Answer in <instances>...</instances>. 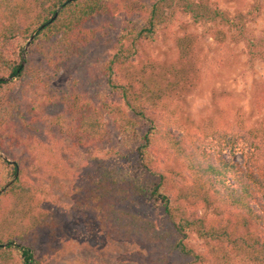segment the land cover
<instances>
[{
  "label": "trees",
  "instance_id": "16d2710c",
  "mask_svg": "<svg viewBox=\"0 0 264 264\" xmlns=\"http://www.w3.org/2000/svg\"><path fill=\"white\" fill-rule=\"evenodd\" d=\"M254 4L244 14L230 15L207 0H0V149L26 152L34 164L62 173L66 166L59 149L64 141L108 146L110 125L120 138L106 149L122 155L128 141H139L134 160L140 167L154 163L166 148L168 158L184 163L187 176L160 172L151 179L135 162L137 169L131 171L102 165L74 186L73 202L94 215L110 236L163 250L155 260L140 256L142 264H264V121L246 128L241 112L234 121L221 111L209 112L200 120L202 128L186 131V141L173 127L180 121L177 96L198 60L197 36L175 37L177 55L164 71L140 54L179 12L194 24L213 28L211 37L218 44L241 43L248 61L264 64V30L254 34L248 27L262 0ZM58 7L28 50L52 60L55 71V63L76 58L94 41L97 30L86 25L95 17L127 16L112 52L89 69L104 82L95 95L75 86L53 93L48 84L52 76L30 66L31 55L22 64L19 37L27 39ZM104 25L103 34L114 26L109 20ZM56 104L60 110L49 112ZM159 112L170 129L152 120ZM38 129L42 138L35 134ZM24 169L18 160L0 157V189L15 176L0 193V264H41L52 251L44 239L42 256L34 253L51 231V215L21 183ZM191 235L202 241L205 252L188 245Z\"/></svg>",
  "mask_w": 264,
  "mask_h": 264
},
{
  "label": "rangeland",
  "instance_id": "374dc122",
  "mask_svg": "<svg viewBox=\"0 0 264 264\" xmlns=\"http://www.w3.org/2000/svg\"><path fill=\"white\" fill-rule=\"evenodd\" d=\"M207 1L227 11L230 15L237 12L244 14L255 3V0ZM107 20L111 21L114 26L103 34ZM126 20L127 16L124 12L113 16L95 17L86 25L88 28L97 30L94 41L83 47L76 58L55 63L58 66L56 71L52 69L54 64L51 63L52 60H48L39 51L34 54L28 51L32 40L28 45L26 42L31 35L27 39L19 37L22 64L24 65L27 56L31 55L30 66L36 70L41 68L42 73L48 72L52 76L48 84L53 93L64 92L75 86L81 88L83 94L95 95L101 87H104V82L95 71L90 72L89 69L112 52L117 29L125 24ZM102 25L104 27L100 30ZM248 27L254 34L264 30V0H262L259 14L253 21L248 22ZM213 32L214 29L208 25L194 24L188 14L176 12L171 22L159 28L156 40L150 46L140 50L143 57L149 55L151 59L157 61V64L160 63L161 71H164L168 62L177 55L174 45L175 37L183 33L197 36L198 60H195L197 62L193 76L187 74L189 77L184 81V87L177 96L181 105L180 121L175 124L176 127H173V132L184 137L186 141H189L186 131L189 129L196 131L197 127L202 128L200 120L202 121L209 112L218 114L221 111L220 113L226 114V120L230 121H234V115L241 112L246 128L264 121L263 62L248 61L241 43L226 40L223 44H218L211 37ZM60 108L59 104L53 105L49 108V112H57ZM152 120L155 123L161 120L162 125L167 127L170 124L161 112L153 114ZM146 128L147 126L140 128L141 132H144ZM109 132L111 141L108 146L104 144L82 146L65 140L64 147L61 145L59 149L66 166L62 173H55L53 170H47L34 164L26 152L8 146L0 149L2 159L11 163L18 160L24 165L25 169L20 178L21 183L36 195L40 208L51 215V225L48 227L51 231H48L47 237L44 235L37 242L34 251L35 255L40 258L42 241L44 239L49 241L52 251L41 264H142L138 259L142 255L148 260H155L156 257L163 255V250L158 247L150 249L131 242V240H121L110 236L98 224L94 215L81 210L73 202L74 186L84 184L89 176V170L94 172V168L99 169L102 165L117 166L130 171L136 170V165L140 167V164L134 160L136 156L134 149L139 141L135 139L128 141V144L122 147V155L112 154L106 148L114 144L120 136L113 125L109 126ZM35 134L42 138L40 129L36 130ZM215 143L216 141H213L211 150H214ZM167 150L163 148L160 153L158 152L156 161L145 163L140 167V172L147 174L151 179L160 172L169 175L175 172L182 178L187 176L188 170L184 163H180L174 156L168 158L170 151ZM152 151L151 146L149 152ZM123 154H127V157ZM235 157L240 158L239 154ZM12 178H7V182L0 190H5L6 188L3 187ZM203 212L204 210L200 209L198 213ZM52 233L53 237H49ZM187 243L196 252L203 253L206 250L202 241L195 235H191Z\"/></svg>",
  "mask_w": 264,
  "mask_h": 264
},
{
  "label": "water",
  "instance_id": "95a60500",
  "mask_svg": "<svg viewBox=\"0 0 264 264\" xmlns=\"http://www.w3.org/2000/svg\"><path fill=\"white\" fill-rule=\"evenodd\" d=\"M68 1H70V0H68ZM61 9V7H58L57 8V10H56V12L53 14V16L49 19V21L48 22H45V23H43V24H41L36 30H35V32H33L32 34H31V36L29 37V39H28V41L26 42V45H28L29 44V42L33 39V37L35 36V33L36 32H38L39 30H41V29H43L48 23H50L53 19H55V17L57 16V14H58V11ZM12 77H5V78H3V80H10ZM15 178V176H13V178H12V180H10L3 188L5 189L7 186H9L11 183H12V181H13V179ZM2 190H0V192H1Z\"/></svg>",
  "mask_w": 264,
  "mask_h": 264
}]
</instances>
